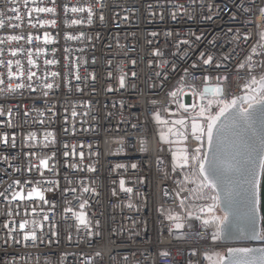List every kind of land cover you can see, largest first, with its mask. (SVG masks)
<instances>
[{
	"label": "built area",
	"instance_id": "built-area-1",
	"mask_svg": "<svg viewBox=\"0 0 264 264\" xmlns=\"http://www.w3.org/2000/svg\"><path fill=\"white\" fill-rule=\"evenodd\" d=\"M260 33L264 0H0V264H210L235 247L183 158L205 160L191 123L206 129L210 101L261 99Z\"/></svg>",
	"mask_w": 264,
	"mask_h": 264
},
{
	"label": "water",
	"instance_id": "water-1",
	"mask_svg": "<svg viewBox=\"0 0 264 264\" xmlns=\"http://www.w3.org/2000/svg\"><path fill=\"white\" fill-rule=\"evenodd\" d=\"M264 79V78H263ZM255 95L262 97L264 93L256 88ZM252 95L244 96L238 100L237 109L253 107L249 112L254 113L252 120L243 131V139L251 138L255 152V162L260 163V156L264 155V122L256 118V114L264 107L255 100L248 99ZM236 109H229L213 129V140L208 146L204 160L205 166L209 161H214L224 179L217 181L211 187L217 194L219 210L224 216L219 226L220 241L223 245H234L226 250L220 264H264V180L260 194L259 210L256 213L255 227L249 224V208L245 200L242 171L245 158L242 155L244 147L241 136L234 134L230 113ZM259 153L260 155H257ZM233 165L235 167H233ZM203 178V176H202ZM225 217L227 219H225Z\"/></svg>",
	"mask_w": 264,
	"mask_h": 264
},
{
	"label": "snow or ice",
	"instance_id": "snow-or-ice-1",
	"mask_svg": "<svg viewBox=\"0 0 264 264\" xmlns=\"http://www.w3.org/2000/svg\"><path fill=\"white\" fill-rule=\"evenodd\" d=\"M36 12H54V8H45V7H37L34 9ZM72 12H83V8H72ZM19 19V17H17ZM54 23V21H53ZM75 23V21H73ZM261 39H264V33H260ZM71 38V37H69ZM11 39H20V37H11ZM253 52H255V48L252 49ZM15 55V53H13ZM29 63H33L31 60ZM48 63H52L49 61ZM203 63L208 65L212 63V57H208L207 59L203 60ZM221 65H216V67H220ZM240 67H244V65H241ZM13 75L11 72L9 73V76ZM35 73H31L29 75V79H31L32 76H34ZM252 84L257 85L258 88L262 93H264V79H261L260 81H257L254 77L251 80ZM121 84L123 85V79L121 78ZM22 84H17L15 87H23ZM247 86V85H246ZM47 87H52V85H47ZM217 92L220 90L217 89ZM175 95V94H173ZM250 100H255L258 104H264V95H262L261 99L256 100L255 97H249ZM211 101L209 102V107L211 106ZM219 104L221 105L220 110L215 115H208L206 117V129L204 126H202L195 118H192L191 123V131L192 135L197 140H201L202 137H206L207 142L209 144L212 143L213 140V129L216 127L217 122L220 121V118L225 115V113L229 112V109H236L235 111L230 113V118L232 121V124L234 126V134L237 136H241V143L244 147V152L242 155L245 158V163L243 166L242 171V179H243V186H244V193H245V200L247 202L248 208H249V224L253 227H255L256 222V213L259 210L258 205L260 204V194H261V188H262V180H264V155L260 156V163L257 164L255 162L253 153L255 152V148L253 147V141L251 138L245 140L243 139L242 133L249 125V122L252 120L254 113L249 112V109L253 107L252 103H249L248 108L244 109H237L238 100L233 99L231 102H225L223 100L219 101ZM195 107V106H193ZM208 111L207 108H202L200 110V115L203 116L204 113ZM256 118L262 122H264V107H262L259 110V113L256 114ZM176 124L184 125L185 121L183 119L175 121ZM264 143V142H262ZM200 149L197 148L196 152H199ZM257 155H260L257 153ZM194 160L197 162L198 171L201 176H203L204 182L207 183L208 187H213L216 185L217 181H222L224 179L223 173L217 166V164L214 161H209L207 166H205V163L203 161L202 155H196L193 153L190 157L184 156L183 158V165L187 166L189 165V160ZM41 164H43L45 167H47V161L42 160ZM135 167V166H133ZM233 167H235L233 165ZM123 184V182H121ZM127 191H131V189H128ZM18 195V194H16ZM16 195L13 196V199L16 198ZM199 198L203 199V196L201 195ZM214 200V198H213ZM83 207V205H81ZM201 211H204V209H201ZM207 211L209 213L214 211V205H208ZM47 219V217H45ZM81 224L85 223V220L83 216L78 217ZM169 219H178V217H169ZM225 219H227L225 217ZM211 222L219 223L220 221L216 217H212L210 220H204L205 224H209ZM181 225L177 224V227L179 228ZM7 227V225H5ZM25 227L24 223L20 224V228L23 229ZM36 239L35 233L33 232L31 234V237L28 235H25L24 239Z\"/></svg>",
	"mask_w": 264,
	"mask_h": 264
},
{
	"label": "rangeland",
	"instance_id": "rangeland-1",
	"mask_svg": "<svg viewBox=\"0 0 264 264\" xmlns=\"http://www.w3.org/2000/svg\"><path fill=\"white\" fill-rule=\"evenodd\" d=\"M218 105L219 104L217 102L213 101L211 103V106L207 108L208 111H206L204 113V117H207L208 115H213V113L216 112ZM157 130H158L159 134L161 135V137H164L165 134L167 133V129L163 128V127L158 126ZM219 218H218V220H219ZM220 224H221V222H220ZM217 226H218V223H216L215 226H213V227H217ZM224 254H225V251H222V250H217V251L212 252V254L210 256V264H220V260L224 256Z\"/></svg>",
	"mask_w": 264,
	"mask_h": 264
},
{
	"label": "flooded vegetation",
	"instance_id": "flooded-vegetation-1",
	"mask_svg": "<svg viewBox=\"0 0 264 264\" xmlns=\"http://www.w3.org/2000/svg\"><path fill=\"white\" fill-rule=\"evenodd\" d=\"M223 219H224V216L223 215H220L219 221L222 222ZM220 222L218 223V225L220 224ZM223 251H224V249H223Z\"/></svg>",
	"mask_w": 264,
	"mask_h": 264
}]
</instances>
